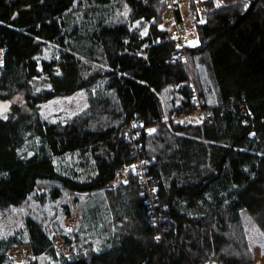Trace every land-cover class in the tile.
Masks as SVG:
<instances>
[{"label":"trees","instance_id":"1","mask_svg":"<svg viewBox=\"0 0 264 264\" xmlns=\"http://www.w3.org/2000/svg\"><path fill=\"white\" fill-rule=\"evenodd\" d=\"M200 4L201 22L190 0L198 43L181 60L161 25L167 0H0V210L35 200L38 185L57 184L52 201L76 195L65 216H77L73 240L64 221L55 238L25 220L32 254L46 264L249 260L242 214L264 231V0ZM45 45L54 49L38 60ZM193 87L212 119L176 125L169 118L193 109ZM80 89L92 95L88 112L64 124L42 117L40 103ZM168 92L175 99L166 103ZM153 119L155 131L139 140L157 181L147 203L132 172L106 185L134 159L125 129ZM55 239L74 251L63 254ZM20 243L0 238V264Z\"/></svg>","mask_w":264,"mask_h":264},{"label":"rangeland","instance_id":"2","mask_svg":"<svg viewBox=\"0 0 264 264\" xmlns=\"http://www.w3.org/2000/svg\"><path fill=\"white\" fill-rule=\"evenodd\" d=\"M194 1L196 4V10L201 19L199 21L201 22L204 20L203 10L200 4L201 0ZM177 2L179 10H181V22L186 32V40L189 45H195L198 43V35L195 28L197 21L194 20L190 8V0H177ZM170 17L171 16H169V18ZM161 25L166 28L170 26L166 21H164V23L162 21ZM146 28L147 25L142 27L141 32L145 33ZM53 49L54 48H50L47 45L43 46L40 55L37 56L38 60L42 57H48ZM4 51V48L0 47V70ZM36 85L38 87L41 86L38 82ZM173 95V92L165 93L163 99H166V103L170 102L172 99H175L173 98ZM91 96L90 93L84 89H80L70 95H59L40 103V113L49 123L64 124L74 116L86 113L90 110ZM20 98L19 95L15 96L11 99L12 103L18 102ZM3 113L4 111L0 109V114ZM66 160L73 162L74 157L67 154V157H65V161ZM56 185L57 184L54 183L38 185L36 188L37 193L34 194L35 197L33 196L35 200L28 199L19 206H12L0 210V238L13 236L14 238L21 240V243L15 246L20 247V251L13 255L14 259L9 257L7 264H29L33 262V260L38 261L39 264L50 263L49 258L47 259L45 255L36 257L32 254L27 243L25 220L27 217H32L45 225V227L48 226L55 238L57 237L56 233L64 232L63 221H65V216L67 213L72 212L73 210L75 213V209L77 210L75 202L76 195L71 194L67 190H63L62 196L58 200L52 201L50 199V192ZM41 189L42 191H39ZM78 197L80 198V196ZM240 222L245 232L243 233L245 238L244 240L242 239V245L247 247V252L246 254L244 253L245 256L240 254L243 255V257L239 255V258L242 257L241 260H247L249 258V260L246 263L239 264H264V231L260 228L256 220L248 213L242 214ZM55 240V243L59 241L58 239Z\"/></svg>","mask_w":264,"mask_h":264},{"label":"built area","instance_id":"3","mask_svg":"<svg viewBox=\"0 0 264 264\" xmlns=\"http://www.w3.org/2000/svg\"><path fill=\"white\" fill-rule=\"evenodd\" d=\"M177 3H178L177 0H167L168 13L166 15L165 21L169 23L170 26L166 28L165 40L174 42L176 48L178 49V58H180L181 60H186V48L188 42L186 40V32L183 27V24L182 22L179 23L175 16V11L177 10L178 7ZM169 16L171 17L169 18ZM191 100L193 103V109L188 110L187 112L174 114L173 116H171V118H169L176 125L187 126L197 121L212 119V112L206 107V103L204 99L198 95L194 87L192 89ZM241 111L244 115L245 114L244 109H242ZM155 124H157V120L153 119L152 124L149 126L139 127V126H134V124L131 123L125 129L124 137L132 148V151L134 153V157H133L134 159L127 167L122 168L120 170V172L117 174L115 181H112L108 185H106L107 188H113L115 184L123 181L129 172H132L135 175H137L139 183L142 185L148 196L147 203L149 202L153 203L157 189L156 187L157 181H154V179L148 175L147 168L149 167L152 161H149L146 158L145 154L142 153L143 148H141L142 146L139 140L141 139V137H143V135L146 136L154 132ZM39 191H42V189ZM151 221L153 226H159L160 222L162 221L159 212L155 211L152 213ZM76 222H77V216L75 215L67 216L64 221V225L67 230L66 236L71 240H73L74 238L73 232L76 227ZM57 242L55 243V246L60 248L63 254L70 255L72 250L74 251V249H70V247L67 244L60 241ZM20 249H21L20 247L11 248L7 252L8 258L10 257L14 259L13 255L15 253H18Z\"/></svg>","mask_w":264,"mask_h":264}]
</instances>
